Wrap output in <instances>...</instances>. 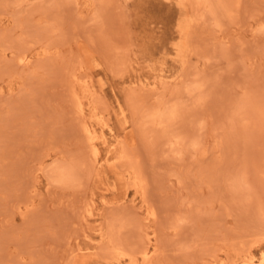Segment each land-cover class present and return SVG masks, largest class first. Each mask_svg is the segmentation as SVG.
Returning <instances> with one entry per match:
<instances>
[{
	"label": "rangeland",
	"instance_id": "1",
	"mask_svg": "<svg viewBox=\"0 0 264 264\" xmlns=\"http://www.w3.org/2000/svg\"><path fill=\"white\" fill-rule=\"evenodd\" d=\"M264 0H0V264H263Z\"/></svg>",
	"mask_w": 264,
	"mask_h": 264
},
{
	"label": "bare ground",
	"instance_id": "2",
	"mask_svg": "<svg viewBox=\"0 0 264 264\" xmlns=\"http://www.w3.org/2000/svg\"><path fill=\"white\" fill-rule=\"evenodd\" d=\"M185 1V0H184ZM264 264V263H263Z\"/></svg>",
	"mask_w": 264,
	"mask_h": 264
}]
</instances>
